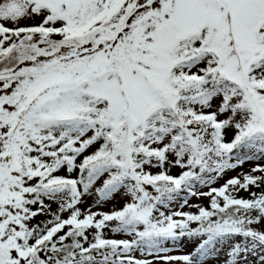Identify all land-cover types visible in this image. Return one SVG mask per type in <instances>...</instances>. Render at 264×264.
Returning <instances> with one entry per match:
<instances>
[{"label":"snow or ice","instance_id":"1","mask_svg":"<svg viewBox=\"0 0 264 264\" xmlns=\"http://www.w3.org/2000/svg\"><path fill=\"white\" fill-rule=\"evenodd\" d=\"M261 161L264 0H0V264H264Z\"/></svg>","mask_w":264,"mask_h":264},{"label":"rangeland","instance_id":"2","mask_svg":"<svg viewBox=\"0 0 264 264\" xmlns=\"http://www.w3.org/2000/svg\"><path fill=\"white\" fill-rule=\"evenodd\" d=\"M261 163H264V161H261ZM250 167H251L250 164H245L243 170L247 171ZM237 171H241V169H238ZM233 175H236V172L228 173V176H233ZM219 183H223V181H220ZM216 186H218V185H216ZM203 190L206 191L207 189H203ZM239 195L247 197L248 193L244 192V191H241ZM190 202L191 203H199L200 201L196 197H193V198H191ZM89 203H91V201H89ZM203 203L207 204V200H204ZM111 209H112V205H104L103 207H99V208L93 207L92 211H110ZM185 210H188V209H185ZM193 210H195V209H193ZM40 219H44V218L41 217ZM109 236L110 237H114V238H125V236H122V235H119V234H111V233H109ZM173 254H178V253H173ZM137 255H140V254L137 253Z\"/></svg>","mask_w":264,"mask_h":264}]
</instances>
